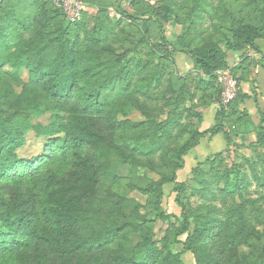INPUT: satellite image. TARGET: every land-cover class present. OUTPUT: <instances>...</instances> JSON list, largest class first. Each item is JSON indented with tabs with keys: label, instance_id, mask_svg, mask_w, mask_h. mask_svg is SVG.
Instances as JSON below:
<instances>
[{
	"label": "trees",
	"instance_id": "16d2710c",
	"mask_svg": "<svg viewBox=\"0 0 264 264\" xmlns=\"http://www.w3.org/2000/svg\"><path fill=\"white\" fill-rule=\"evenodd\" d=\"M204 1L193 0V10L201 11ZM32 3L35 14L28 21L0 2V264H188L189 252L196 264H264V241L257 242L264 226L254 224L264 214V152L243 164L235 160L236 149L227 147L207 158L203 164L210 170L194 179V187L177 180L207 134L224 133L229 142L228 129L245 135L254 124L245 109L236 124L226 121L250 98L240 91L224 105L216 72L231 68L230 52L250 48L264 56V14L258 23L236 24L221 4L211 34L196 45L197 36L173 45V60L177 55L198 73L196 89L201 98L209 96L208 107H216L215 124L201 131L186 124L185 118L202 122L204 115L194 113L183 90L175 98H169L172 89L168 98H141L164 82L154 59L158 53L138 60L143 75L135 81L134 71L122 67L116 76L126 81L108 85L114 75L109 68L125 60H103L104 50L116 55L108 35L79 25L73 32L47 0ZM162 11L163 23L170 22L174 11L166 4L139 15ZM108 90H116L114 100ZM169 106L175 107L164 118ZM135 111L144 120L133 122ZM253 130L264 139V113ZM31 135L42 151L27 158L21 151ZM121 168L134 183L146 182V193H157L151 208L114 189ZM253 181L260 188L257 197L249 191ZM168 184L179 190L180 214H167L161 206ZM190 190L201 196L196 207L182 201ZM153 214L172 224L160 243L153 229L145 230Z\"/></svg>",
	"mask_w": 264,
	"mask_h": 264
},
{
	"label": "rangeland",
	"instance_id": "374dc122",
	"mask_svg": "<svg viewBox=\"0 0 264 264\" xmlns=\"http://www.w3.org/2000/svg\"><path fill=\"white\" fill-rule=\"evenodd\" d=\"M49 5L60 10L58 14L61 20L65 19L71 26L72 31L77 30V25L86 27L88 31H99L101 36L108 35V42L114 43V48L116 52L114 54L108 53L104 50L105 59L103 60H116L118 57H125V60L117 62L115 65L109 69L113 72V77L108 80V85H116L125 82L124 78L121 76H116L121 72L122 67L125 69H132L133 75L135 76V81L138 77L143 75L137 66L138 60L142 62L144 60L148 61L153 58L154 53H158L155 59V63L158 64L162 71V76L164 77V82H160V85L154 88L151 92L150 97L141 98H168L171 94L169 89L173 90L172 95L169 98H175L176 95L183 90L184 95L187 96L188 105H193L194 113H201L205 115L203 121L199 120V117H192L190 119L185 118L186 124H193L195 127H199L201 131L210 129L215 124V118L212 122L213 125L209 126L208 121L210 120L209 114H206L205 109L208 108L210 104L209 96L208 98H201L202 93L200 90L196 89V82L200 81V76L196 71H192L189 68H183L187 62L177 57V62L173 60V55L169 54L172 51L173 45H176L183 38H192L197 36L194 45L199 43L202 36H207L211 34L214 30V25L217 20V14L221 4H224L229 11L228 19L230 18L236 23L242 22H252L258 23L261 18V14H264V0H206L204 1V8L197 12L193 10V0H47ZM6 4L7 9L15 8L17 12L26 20H31L35 14V6L32 0H1ZM166 4L172 7L174 11V16L172 20L168 23H163L162 11L160 14L152 16H141L139 12L147 10L148 8ZM134 15L133 18H128L123 15L122 10ZM223 31H227L226 28ZM85 32H81L80 41L86 37ZM259 42L264 44V39ZM250 49V48H249ZM245 50L242 53L239 52L238 58H235L234 62L231 64V70L234 76L237 77V69L234 65L241 63L243 69H249L251 63L249 58L252 57L250 54L251 50ZM160 50V51H159ZM260 55V54H259ZM231 58V57H230ZM258 60L262 65H264V56H258ZM128 60L129 63H128ZM239 60H242L241 62ZM130 64V65H129ZM132 67V68H131ZM29 79V73L25 72L24 80ZM186 92V93H185ZM196 93L195 98L191 95ZM106 96L110 100H114L117 96L116 90L105 91ZM192 98V99H191ZM164 102H162V105ZM243 104V103H242ZM245 105V104H243ZM241 105V106H243ZM238 106L239 110L232 112L229 117H227V122L229 124H236L240 112H242L245 107ZM175 106H169L167 109H163V117L166 118L168 113L174 109ZM246 110V109H245ZM205 113V114H204ZM162 117V118H163ZM253 125L247 127L248 131H245V135H237L231 130H227L230 136V141L226 139L224 133H219L217 135L211 136L207 134L206 137L202 138L200 143L195 146L190 154L186 157V168L180 170L178 173L177 180L180 183L190 186V188L196 185L194 179L196 177H204L205 172L210 170L209 164H203L206 162L207 158L222 152L225 148L236 149L235 160L241 163H245L244 159L252 158L255 156V152H264V144L262 140L258 139L256 135L257 132L253 130V127L258 125L261 119V114L253 115ZM43 122H46L45 118H40ZM131 119L133 122L144 120V116L135 111ZM213 120V119H212ZM31 135L29 138V145L22 149L21 154L24 157L29 158L42 151V146L40 140L33 139ZM190 134L185 137L188 138ZM185 138V139H186ZM32 139V140H31ZM233 144H236L234 147ZM261 144L260 146H258ZM258 146V147H257ZM262 148V149H259ZM241 155L243 156L242 158ZM230 162V161H227ZM247 163V162H246ZM204 166V167H203ZM246 168L247 165L245 164ZM203 169V170H202ZM151 175V180H158L156 175ZM119 180L113 183V187L116 191L126 194L136 201L140 202L146 208H151L153 202L157 201V193H146L144 188L147 183H134L132 180L128 179L130 177L129 172L126 168L120 169ZM142 187V188H141ZM173 184H168L164 189V196L161 200V206L167 214H180L182 211L179 202L177 201L178 191L174 189ZM260 188L257 187V183L253 181L252 186L249 191L252 192L251 196L257 197L256 191ZM260 192V191H259ZM182 201L189 205L196 207L202 203L201 196L193 192V190L186 191L182 193ZM214 203L218 204L219 202ZM264 206V203H263ZM147 210V209H146ZM145 210V211H146ZM149 222L145 225V230H152L154 232V239L158 243L166 235V231L172 224L164 223L162 220L157 219L154 214L151 215ZM258 220L254 221V224L258 225L260 229L264 226V214L259 215ZM263 239H257V242L261 245ZM245 249H248L245 247ZM184 260L188 264H196L195 256L189 252L184 256Z\"/></svg>",
	"mask_w": 264,
	"mask_h": 264
},
{
	"label": "crops",
	"instance_id": "0c3cea01",
	"mask_svg": "<svg viewBox=\"0 0 264 264\" xmlns=\"http://www.w3.org/2000/svg\"><path fill=\"white\" fill-rule=\"evenodd\" d=\"M259 44L264 52V44L261 42H259ZM250 52H252L250 54L252 57L249 58V61L252 65L249 69H243L241 63H238L237 65H234L233 63V66L237 69V79L240 84V91L242 94H247L249 96L247 99L250 98L246 100L243 103L245 105L242 104L243 106L241 107H245V109L250 113L252 119H254L253 115L264 113V65H262L260 61H257L259 59L258 56L261 57V55L256 53L254 50H251ZM238 56L239 53L236 54L230 52L232 62H234L235 58H238ZM239 61L241 62L242 60ZM183 68H189L191 70L188 64H186ZM215 109V106H210L204 111L206 114H209V126L213 125L212 122L214 121L216 114ZM203 122L205 123V121Z\"/></svg>",
	"mask_w": 264,
	"mask_h": 264
},
{
	"label": "built area",
	"instance_id": "2783aa9c",
	"mask_svg": "<svg viewBox=\"0 0 264 264\" xmlns=\"http://www.w3.org/2000/svg\"><path fill=\"white\" fill-rule=\"evenodd\" d=\"M1 1V0H0ZM217 84L221 88V98L224 105H228L237 98L240 92V84L230 68L216 72Z\"/></svg>",
	"mask_w": 264,
	"mask_h": 264
}]
</instances>
